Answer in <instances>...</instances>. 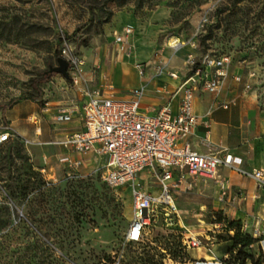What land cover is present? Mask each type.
I'll return each mask as SVG.
<instances>
[{
	"label": "rangeland",
	"instance_id": "1",
	"mask_svg": "<svg viewBox=\"0 0 264 264\" xmlns=\"http://www.w3.org/2000/svg\"><path fill=\"white\" fill-rule=\"evenodd\" d=\"M158 10L164 12L161 18L148 17ZM119 14L130 16L133 37L139 27L156 26L158 43H93L105 39L106 24ZM63 49L83 62L90 90L119 97L129 96L131 86L120 87L113 68L140 50L146 56H138L134 65L151 64L155 75L170 62L180 77L191 75L208 54L227 56V91L256 112L257 122L264 121V0H0V135L9 129L7 117L25 100L35 105L32 116L47 102L55 108V102L74 100L70 80L49 72L58 67ZM45 77L47 82L40 83ZM122 81L130 82L128 73ZM38 90L40 101L31 100ZM146 101L149 111L167 105L158 91L147 94ZM34 122H19V128L35 130ZM40 126L42 134L44 129L51 133L39 140L42 144L28 139L27 145L14 131L10 141L0 144V264H112L120 251L123 264H188L198 248L182 249L184 236L196 237L220 257L227 253L233 232L226 230L224 221L230 219L225 210L215 205V179L173 182L177 214L166 218L159 208L143 241L125 245L132 217L130 188L113 189L87 169H64L52 143L54 134L71 131V126L47 121ZM42 169H52L54 177L47 178ZM151 184L141 183L142 190L150 191ZM250 252L258 255V246Z\"/></svg>",
	"mask_w": 264,
	"mask_h": 264
},
{
	"label": "built area",
	"instance_id": "2",
	"mask_svg": "<svg viewBox=\"0 0 264 264\" xmlns=\"http://www.w3.org/2000/svg\"><path fill=\"white\" fill-rule=\"evenodd\" d=\"M133 34V27L127 25L123 34L117 36V42H123ZM62 57L70 66V82L79 89L81 83L85 85L82 94L85 97L81 108L83 129L66 134L55 140L52 145L68 151V155L60 159V163L73 168H79L82 160L74 161L71 154L86 156L94 153L106 157L105 165L96 172L103 181L113 189L129 187L132 195V217L126 233L125 245L139 244L143 241L148 227L158 217L159 208H163L162 215L166 218L170 214H177V207L170 194V186L174 182L175 173H179V182L186 175L192 179L209 177L219 184L220 202L228 198V188L216 178L221 168L228 169L244 178L255 182L257 189L264 192V168H246L240 157L235 156L228 149L222 147L211 148L207 153H198L192 149L189 138L193 134L199 119L194 113V99L196 92H203L218 97L222 92L229 74L230 58L215 57L211 54L201 59L200 67L186 76L178 89L182 93L179 111L174 114L166 105L155 115H147L141 110L144 98L143 87L133 89L127 98H120L115 92L90 90L83 76V62L70 55L63 49ZM194 66V63H190ZM136 69L143 75L142 64ZM171 78H178V74L171 72ZM222 109H229L232 103H217ZM58 124L72 121V112L62 108L54 116ZM11 129H6L0 135V144L7 143L13 138ZM30 144L29 140H23ZM44 172V171H42ZM148 173L155 181L160 192L157 194L142 190L139 175ZM43 174V173H42ZM247 225L242 224L243 231ZM259 239V245L264 256V236L258 228L251 232ZM202 247V242L196 237H183L182 249H196ZM214 257L202 264H230ZM124 251L114 254L112 264H123ZM199 264V263H198ZM232 264V263H231Z\"/></svg>",
	"mask_w": 264,
	"mask_h": 264
},
{
	"label": "crops",
	"instance_id": "3",
	"mask_svg": "<svg viewBox=\"0 0 264 264\" xmlns=\"http://www.w3.org/2000/svg\"><path fill=\"white\" fill-rule=\"evenodd\" d=\"M164 12L158 10L148 17L152 20H157L163 16ZM151 16V17H150ZM130 16L119 14L114 15L111 22L105 26V39L96 40L93 43H119V44H129V43H158L156 40V26H152L150 29H144V27H139L136 34L129 36L123 42H117V36L123 34V29L127 25H130ZM121 29L120 31H117ZM133 37V38H132ZM138 56L143 59L146 56V52L139 51L135 57L125 58L113 68V73L116 74L119 80L120 87H130L129 92L133 89L143 87L145 89L144 98L141 102V110L147 115H155L158 111H149L145 107V102L147 99V94L153 92H161V97L163 101L172 109L174 114L179 111L180 101L182 93L178 91L181 84L185 80L186 76L178 78H171L169 74L172 71L169 66L170 62L167 64L168 69L161 72V68L155 73H152L153 65L148 63H139L143 65L144 73L140 75L136 69V64L138 62ZM175 64L174 61H172ZM134 67V68H133ZM136 74H135V72ZM128 73L130 82L124 84L123 74ZM241 74V73H240ZM226 80L225 86L218 97H214L208 93L196 92L194 99V113L199 119L198 125L196 126L193 134L189 138L192 149L198 153H207L211 148H225L228 149L235 156L240 157L246 168H264V145L260 146V141L264 142V138L261 134H264V121H256V112H253L248 108L246 104L238 97H233L227 91L230 85V79ZM232 76V75H231ZM76 89V88H75ZM76 90H81L76 89ZM73 91L74 100L71 102H55L56 106L50 107L52 102H47L44 107L40 110L39 114L32 116L31 108H35L32 101L25 100L14 111L7 117V127L14 131L18 137L23 140L31 139L32 142H39L40 139L45 137H50L51 133L44 129L42 134L41 124L44 121L53 122L54 116L62 108L68 109L72 112V121L67 124L59 125H70L71 131L60 132L54 134L55 140L61 139L68 133L75 131H80L83 129L81 121V108L84 104L85 97L83 94L78 93V91ZM77 93L79 95H77ZM128 96L123 95L120 98H127ZM217 103H232L229 109L225 110L218 106ZM166 106V105H165ZM254 116L252 117V115ZM34 118V123L38 124L35 130H30L28 127L19 128V122L26 124L29 120ZM43 135V136H42ZM38 140V141H37ZM59 151V164L64 169H87L88 175L96 174L106 163V157L97 156L94 153H89L86 156H81L78 154H71L72 160H82L83 164L79 168L69 167L67 165L61 164L60 159L67 156L69 153L67 150L59 147L52 146ZM44 171V172H42ZM42 173L51 179L54 177V172L52 169H42ZM179 173H175L174 182H179ZM219 176L226 179L225 187L228 188V198L225 202L219 201V196L221 189L218 185L219 192L215 199V205L219 206L221 210H225L228 218L232 221H240L242 224L247 225V231L251 232L254 228H258L261 231L262 236H264V192L257 189L255 182L251 179L244 178L228 169L221 168L219 170ZM192 179L186 175L184 180ZM139 180L141 183L146 184L152 183L149 188L151 193L157 194L160 189L155 184V181L150 177L148 173H142L139 175ZM181 183V182H180ZM202 206V205H201ZM203 207V206H202ZM258 246L260 251V245L255 244L253 247ZM252 247V248H253ZM203 249V250H202ZM191 254V260L188 264H198L196 261L202 260L205 263L207 257H216L217 259H222L226 255L220 257L216 254L211 246L200 247L198 250H193Z\"/></svg>",
	"mask_w": 264,
	"mask_h": 264
},
{
	"label": "trees",
	"instance_id": "4",
	"mask_svg": "<svg viewBox=\"0 0 264 264\" xmlns=\"http://www.w3.org/2000/svg\"><path fill=\"white\" fill-rule=\"evenodd\" d=\"M224 10L225 9H221L220 13H223ZM48 78L49 77H45L39 82H47ZM35 88H38L37 84L35 85ZM41 96L42 92L38 90V95L30 96V99L33 101H40ZM218 222H222V220L219 219ZM224 222L226 223V230L228 232H233V235L229 239L231 241V245L227 248V253L224 254L228 256V259H226L225 262L230 264H264V256L261 250L258 255L250 252V249L255 244H258L260 240L254 238L250 232L243 231L242 223L240 221L226 220Z\"/></svg>",
	"mask_w": 264,
	"mask_h": 264
},
{
	"label": "water",
	"instance_id": "5",
	"mask_svg": "<svg viewBox=\"0 0 264 264\" xmlns=\"http://www.w3.org/2000/svg\"><path fill=\"white\" fill-rule=\"evenodd\" d=\"M69 66H70V64L66 59L59 58L58 59V67L51 68L49 72L61 74L66 80H70Z\"/></svg>",
	"mask_w": 264,
	"mask_h": 264
},
{
	"label": "bare ground",
	"instance_id": "6",
	"mask_svg": "<svg viewBox=\"0 0 264 264\" xmlns=\"http://www.w3.org/2000/svg\"><path fill=\"white\" fill-rule=\"evenodd\" d=\"M171 46H172V47H176L177 45H176V43H174V44H172Z\"/></svg>",
	"mask_w": 264,
	"mask_h": 264
}]
</instances>
